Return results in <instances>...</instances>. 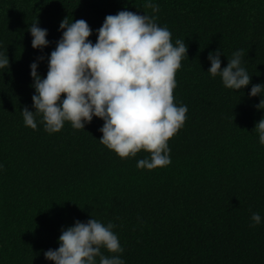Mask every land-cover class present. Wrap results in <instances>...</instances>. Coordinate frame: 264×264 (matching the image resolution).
Listing matches in <instances>:
<instances>
[{
  "label": "trees",
  "instance_id": "16d2710c",
  "mask_svg": "<svg viewBox=\"0 0 264 264\" xmlns=\"http://www.w3.org/2000/svg\"><path fill=\"white\" fill-rule=\"evenodd\" d=\"M123 9L155 15L173 44L187 45L173 89L186 119L167 141L170 163L151 170L136 167L147 152L121 158L100 143L97 117L48 133L21 114L33 110L29 64L42 55L43 78L61 19H84L94 43L104 17ZM36 20L50 41L43 50L31 46ZM217 48L221 67L243 50V90L208 74ZM0 52L9 59L0 68V264H54L43 252L58 247L62 226L91 216L113 223L124 264H264V146L252 132L264 110L248 96L264 83V0H0ZM252 212L262 217L254 227Z\"/></svg>",
  "mask_w": 264,
  "mask_h": 264
},
{
  "label": "clouds",
  "instance_id": "9594fccd",
  "mask_svg": "<svg viewBox=\"0 0 264 264\" xmlns=\"http://www.w3.org/2000/svg\"><path fill=\"white\" fill-rule=\"evenodd\" d=\"M152 12L158 6L148 4ZM156 16L127 9L107 14L95 29L96 40L89 39L93 29L84 19L59 22L60 38L47 56V72L41 77L37 56L29 64L32 109H21L24 125L35 130L37 117L48 133L58 132L65 121L74 129L97 117L103 121L98 129L100 143L119 157H134L143 150L149 155L137 159V168L153 169L170 163L168 139L183 126L187 106L174 103L175 73L187 56L181 39L171 41V32L156 22ZM31 46L43 50L49 45L47 29L38 20L28 26ZM221 50L209 51L207 69L211 77L219 76L224 87L241 91L251 82L242 66V49L234 51L221 67ZM9 65L7 54L0 52V68ZM63 94V97L61 96ZM249 97L259 96L254 105L264 110V83L251 84ZM252 132L264 146V115L255 122ZM251 226L262 223L259 212H252ZM107 224L91 216L86 222L75 220L61 228L58 247L43 252L54 264H124L118 255L123 251ZM114 255L105 256L101 249ZM98 258V259H97Z\"/></svg>",
  "mask_w": 264,
  "mask_h": 264
}]
</instances>
